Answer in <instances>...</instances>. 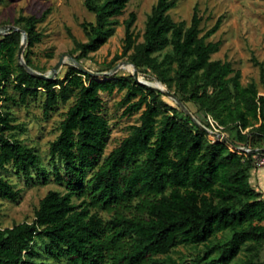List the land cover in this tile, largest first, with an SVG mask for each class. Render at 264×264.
Here are the masks:
<instances>
[{
  "label": "trees",
  "instance_id": "16d2710c",
  "mask_svg": "<svg viewBox=\"0 0 264 264\" xmlns=\"http://www.w3.org/2000/svg\"><path fill=\"white\" fill-rule=\"evenodd\" d=\"M129 1L84 0L94 21L81 23L86 41L69 33L77 61L113 35ZM176 4L156 1L139 42L132 30L135 13H129L122 52L109 69L127 56L138 71H151L184 104L192 103L202 124L209 127L211 116L223 131L235 130L236 146L264 148V94L254 81L243 85L229 60L212 58L221 42L208 38L221 19L203 32L196 8L188 24L170 16ZM45 15L16 18L27 47L40 40L36 25ZM0 36V168L11 164L31 184H45L52 176L64 188L45 194L32 221L0 227V264H264L259 259L264 197L250 182L264 151L246 152L220 141L131 74L99 77L71 64L63 78L35 76L17 59L21 33ZM24 59L35 69L27 53ZM9 87L21 103L44 95L46 115L72 99L46 164L12 135L17 125L3 103L15 100ZM114 89L124 90L125 114L140 111L139 122L103 157L109 124L101 114L100 92ZM19 196L20 189L0 177V199ZM92 209L111 216L104 219ZM201 244L205 253L193 261L170 255L179 245Z\"/></svg>",
  "mask_w": 264,
  "mask_h": 264
},
{
  "label": "rangeland",
  "instance_id": "374dc122",
  "mask_svg": "<svg viewBox=\"0 0 264 264\" xmlns=\"http://www.w3.org/2000/svg\"><path fill=\"white\" fill-rule=\"evenodd\" d=\"M156 1L130 0L123 13L117 16L119 24L116 25L113 35L96 51L90 52L86 58L81 59L80 63L97 73L99 77L103 76L99 74L109 72L108 64L122 52L125 35L123 21L128 18L129 13H135L132 26L133 35L137 42L141 41L146 18ZM194 8L197 9L202 19L200 27L203 32L209 29L218 18L221 19L217 31L208 38L211 41L221 42L218 51L212 54V58L229 60L233 68L239 70L240 81L243 85L254 81L259 93L264 94V74L261 78V67L264 70V0H177V4L169 10V14L175 21L185 20L188 24ZM45 11L44 19L36 25L41 38L32 47L26 45L23 56L27 53L35 70L47 73L62 55H69L70 57L65 56L63 65L55 73V76L63 78L68 65L73 64L72 58L77 55L73 52L74 44L69 33L78 41H86L81 23L94 21V14L87 10L84 0H0V29L5 25H16L15 20L20 15L39 17ZM124 60H128L127 56L118 59L113 67ZM138 72L147 80H157L151 71ZM116 74L127 76L132 75V71L121 68ZM8 94L15 97V100L3 102L13 118L12 123L17 125L12 132L13 137L33 148L42 162L46 164L49 161L50 142L58 136L60 122L72 103V99L65 103L59 102L46 115L42 106L44 95L21 103L11 87L8 88ZM123 95L124 90L117 89L111 93L100 92L101 114L106 117L109 124L103 157L128 135L131 125L139 122L140 111L130 115L124 113ZM161 99L177 106L174 100L165 95H162ZM185 105L196 116V107L190 102ZM224 134L230 139L236 136L233 129L224 131ZM252 174L254 176L252 177L253 186L261 190L264 195V166H256ZM0 177L7 179L14 188L20 189V196L16 201L0 199V227L32 221L40 200L49 190L64 191L63 186L57 184L52 176L45 184L29 183L15 173L11 164L0 168ZM73 201L79 202L76 198ZM92 210L104 219L111 216L105 211ZM261 223L264 224V219ZM205 249L206 247L202 244L198 246L179 245L171 251L170 255L178 260L193 261L199 255H203ZM243 256L244 253H241L239 257ZM259 259L264 261V248L260 251ZM51 262L52 264H66L65 261L51 260Z\"/></svg>",
  "mask_w": 264,
  "mask_h": 264
},
{
  "label": "water",
  "instance_id": "95a60500",
  "mask_svg": "<svg viewBox=\"0 0 264 264\" xmlns=\"http://www.w3.org/2000/svg\"><path fill=\"white\" fill-rule=\"evenodd\" d=\"M10 31H19L21 33V43H20V47L18 50V61L33 75L35 76H39L45 79H49L51 77L55 76V73H57L58 69L63 65L64 63V59L65 56L70 57L69 55H62L60 57V59L58 60V62L51 68V70L47 73H43L40 71H36L35 69L31 68L29 65H27L24 56H23V52L25 50V47L27 45V34L26 31L17 26V25H5L3 26L2 29H0V34H6ZM73 64L75 67L79 68L81 71L88 73L90 75H98L97 73L93 72L92 70L88 69L87 67H85L83 64H81L79 61H77L75 58H72ZM124 65H131L132 66V76L141 84H145L148 86H151L155 89H158L159 91H161L165 96H167L168 98L172 99L175 101V103H177V105H179V107L185 112L186 115H188L191 119H193L199 126H201L205 131L209 132L212 136L216 137L217 139H219L220 141L226 142L227 144L231 145L232 147H236L240 150H243V147L241 146H236L232 139H230L226 134L224 133H219V132H213L210 131L204 124H202L192 113L191 111L186 107V105L181 101V99L172 91H170L167 86L164 89H161L157 86L154 85H150L142 80L139 79V72L138 69L136 68V66L129 60H124L120 63H118L115 67H113L112 69H110L109 72L106 73H101L99 75H106V74H115L119 69L123 68ZM258 152V151H264V148L261 149H251V152Z\"/></svg>",
  "mask_w": 264,
  "mask_h": 264
},
{
  "label": "built area",
  "instance_id": "2783aa9c",
  "mask_svg": "<svg viewBox=\"0 0 264 264\" xmlns=\"http://www.w3.org/2000/svg\"><path fill=\"white\" fill-rule=\"evenodd\" d=\"M207 121L209 123V127H207L210 131L224 133V127L220 125L213 117L207 116ZM245 132V130L243 131ZM243 150L246 152H251V148L248 146H241ZM256 166H264V152L259 154L258 158L255 161Z\"/></svg>",
  "mask_w": 264,
  "mask_h": 264
},
{
  "label": "bare ground",
  "instance_id": "6f19581e",
  "mask_svg": "<svg viewBox=\"0 0 264 264\" xmlns=\"http://www.w3.org/2000/svg\"><path fill=\"white\" fill-rule=\"evenodd\" d=\"M123 68H125L127 70H130V71H132V69H133L131 65H124ZM139 79L144 81V82H146V83H148V84H150V85L157 86V87H159L161 89L166 88V86H164V84L162 82L158 81V80H147L144 77H141L140 75H139Z\"/></svg>",
  "mask_w": 264,
  "mask_h": 264
},
{
  "label": "crops",
  "instance_id": "0c3cea01",
  "mask_svg": "<svg viewBox=\"0 0 264 264\" xmlns=\"http://www.w3.org/2000/svg\"><path fill=\"white\" fill-rule=\"evenodd\" d=\"M256 169V168H255ZM255 169H253L252 171H251V176H250V182H251V184L253 185V183H252V177H254L253 176V174H252V172L255 170ZM257 176V175H256ZM258 178V177H257ZM259 179V178H258ZM261 180V179H260ZM260 180H258V182H259V184H261V182H260ZM262 185V184H261ZM259 190V189H258ZM259 191H261V190H259ZM263 197H264V195H263Z\"/></svg>",
  "mask_w": 264,
  "mask_h": 264
}]
</instances>
